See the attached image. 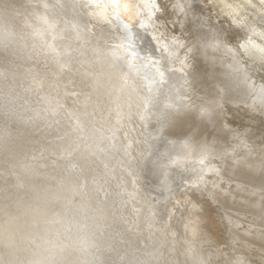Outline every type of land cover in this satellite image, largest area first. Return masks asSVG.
<instances>
[{"label": "clouds", "instance_id": "clouds-1", "mask_svg": "<svg viewBox=\"0 0 264 264\" xmlns=\"http://www.w3.org/2000/svg\"><path fill=\"white\" fill-rule=\"evenodd\" d=\"M0 264H264V0H0Z\"/></svg>", "mask_w": 264, "mask_h": 264}]
</instances>
